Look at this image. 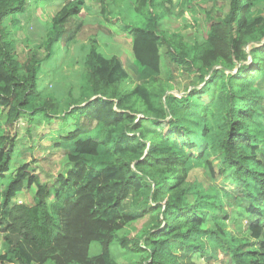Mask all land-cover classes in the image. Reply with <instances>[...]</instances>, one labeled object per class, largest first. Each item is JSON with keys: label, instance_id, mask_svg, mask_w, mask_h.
Listing matches in <instances>:
<instances>
[{"label": "trees", "instance_id": "16d2710c", "mask_svg": "<svg viewBox=\"0 0 264 264\" xmlns=\"http://www.w3.org/2000/svg\"><path fill=\"white\" fill-rule=\"evenodd\" d=\"M98 1L107 18L124 0ZM213 1L227 3V12L210 18L204 40L188 47L159 28L172 14L168 7L130 0L140 23L119 22L144 78L134 81L117 55H104L91 40L74 60L82 70L68 68L73 80L60 83L58 55L81 28L86 0L56 4L45 40L23 60L3 22L10 18L18 28L29 0H0L4 124L58 120L56 147L67 149L70 165L45 183L27 162L11 173L17 132L0 127V264H117L115 240L145 252L142 264H180L177 246L191 256L214 250L228 264H264V88L257 84L264 78V14L253 9L259 0ZM162 48L190 79L183 92L171 70L160 76ZM196 169L207 182L190 179ZM221 175L242 196L246 232L226 223L223 198L233 192L210 181ZM24 189H33L31 202L14 203ZM129 201L155 218L132 239L116 235L136 218L126 209Z\"/></svg>", "mask_w": 264, "mask_h": 264}, {"label": "rangeland", "instance_id": "374dc122", "mask_svg": "<svg viewBox=\"0 0 264 264\" xmlns=\"http://www.w3.org/2000/svg\"><path fill=\"white\" fill-rule=\"evenodd\" d=\"M159 4L168 7L171 15L163 17L159 20V28L167 34H177L181 37L182 45L188 47L195 43H201L207 33L208 23L210 18L222 17L228 10L227 3L214 2L213 0H156ZM63 2V0H29L26 10L23 14L17 16L18 28H15L9 23L10 18H6L3 25L7 27L9 37L14 39L15 53L21 60L28 55L29 49L40 45L46 38V28L49 19L56 11V4ZM79 14L81 28L76 31L74 39L68 44L67 51H63L58 56L61 61H57L60 68L56 76V80L61 78L60 83H68L72 81V76L75 71H68L73 68L77 71L82 70L80 65L74 63L75 59H79L83 52V47L95 40L100 47V51L106 56L117 55L123 62L124 68L134 81L140 82L144 78L142 71L137 72L132 66H127L126 62L133 60L131 54V38L123 28L124 23L119 22V19L130 21L139 24L138 16L134 13L130 0H124L121 11L118 10L111 15L108 14L104 18L100 11V2L98 0H86V5ZM253 9H258L264 14V0H259ZM120 11V12H119ZM132 19V20H127ZM42 52V50H40ZM161 74L165 77L168 70L172 71V83L179 92H183L190 83V79L178 67L176 68L169 59L165 57V50H161ZM247 63V62H246ZM245 63V64H246ZM50 73L53 71L50 69ZM48 72V74H49ZM259 87L264 88V78L257 81ZM54 81L51 82V84ZM50 86V84H49ZM202 99L207 100L203 95ZM40 119V117H38ZM41 121V119H40ZM58 120L51 122L50 125L43 124L38 120L29 123L26 118H21L17 126L12 125L7 127L4 124V118L0 111V127H6L11 130V133H16V148L12 155L11 169L16 168L19 162H27L34 171L38 181L47 182L55 177L57 174H65L70 168L67 161V149L56 147L57 140L60 137V131L57 127ZM196 141H199L197 139ZM197 176L200 180L207 182V177L203 175L201 170H193L190 176ZM228 177L216 176L210 180L214 185L218 186L224 191L233 192L229 197H224L223 201L226 209L230 214L227 220V225L231 231L246 232L250 216L245 210L243 199L237 192L236 187L228 181ZM3 182L7 178L2 179ZM33 189L25 190L18 194L14 203L21 201L31 202ZM126 209L129 213L135 215V219L126 224L121 230L116 232V235L126 236L128 239L137 238L141 236L150 226L155 222L152 213H141L135 210L131 201L126 203ZM264 209V207H263ZM264 223V217L262 218ZM3 238L0 234V251L3 249ZM176 250L181 253L182 259L180 264H228L225 255L218 254L214 250H209L205 255L199 256L189 255L187 252L181 250V246H177ZM111 251L117 264H142V258L146 256L145 252H133L124 249L115 240L111 244ZM35 264V263H33ZM44 264H52L46 262Z\"/></svg>", "mask_w": 264, "mask_h": 264}, {"label": "crops", "instance_id": "0c3cea01", "mask_svg": "<svg viewBox=\"0 0 264 264\" xmlns=\"http://www.w3.org/2000/svg\"><path fill=\"white\" fill-rule=\"evenodd\" d=\"M126 64H127L128 67H129V66H132L133 69H136L137 72H139V68L135 65L134 61L129 60V64H130V65H128V61L126 62Z\"/></svg>", "mask_w": 264, "mask_h": 264}]
</instances>
